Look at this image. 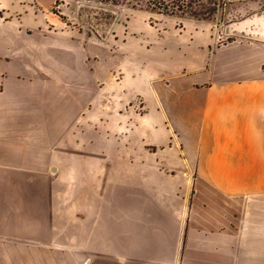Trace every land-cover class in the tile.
<instances>
[{
  "label": "crops",
  "instance_id": "crops-1",
  "mask_svg": "<svg viewBox=\"0 0 264 264\" xmlns=\"http://www.w3.org/2000/svg\"><path fill=\"white\" fill-rule=\"evenodd\" d=\"M208 43L114 107L0 65V264H264V38Z\"/></svg>",
  "mask_w": 264,
  "mask_h": 264
},
{
  "label": "rangeland",
  "instance_id": "rangeland-1",
  "mask_svg": "<svg viewBox=\"0 0 264 264\" xmlns=\"http://www.w3.org/2000/svg\"><path fill=\"white\" fill-rule=\"evenodd\" d=\"M181 3L0 0V65L24 73L18 87L24 96L46 102L34 90L51 88L49 100L58 107L94 105L98 96L114 107L147 89L165 94L168 77L198 57L196 46L210 42L211 51L236 39L264 38V0ZM38 63L47 70L31 75L29 65ZM7 82L13 90V78Z\"/></svg>",
  "mask_w": 264,
  "mask_h": 264
},
{
  "label": "trees",
  "instance_id": "trees-1",
  "mask_svg": "<svg viewBox=\"0 0 264 264\" xmlns=\"http://www.w3.org/2000/svg\"><path fill=\"white\" fill-rule=\"evenodd\" d=\"M185 0H182V3H181V5L183 6L184 4H183V2H184ZM235 1H246V0H221V2L223 3V4H225V5H228V4H231V3H233V2H235ZM184 7V6H183ZM210 13H213L212 11L210 12Z\"/></svg>",
  "mask_w": 264,
  "mask_h": 264
}]
</instances>
